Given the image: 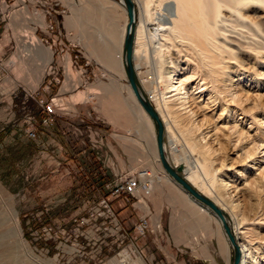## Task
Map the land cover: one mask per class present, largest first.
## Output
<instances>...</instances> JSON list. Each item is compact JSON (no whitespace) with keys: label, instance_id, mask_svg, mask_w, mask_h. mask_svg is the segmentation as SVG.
Listing matches in <instances>:
<instances>
[{"label":"rangeland","instance_id":"374dc122","mask_svg":"<svg viewBox=\"0 0 264 264\" xmlns=\"http://www.w3.org/2000/svg\"><path fill=\"white\" fill-rule=\"evenodd\" d=\"M60 1L0 0V264H122L126 260L128 264H145L140 257L148 259V250L155 255L156 259L153 263L226 264L228 262L231 264L232 248L230 245L226 246L222 231L210 216L212 213L200 212L172 181L163 180L162 184L158 185L159 190L155 191L156 195L153 196L152 201L144 203V206L150 205L153 218L150 217L149 212L147 213L149 216L144 214L142 205L133 198H121L111 203L117 219L131 238L137 239L136 226L140 222V216L143 215L147 219H152L151 226L155 228L160 218L163 228L160 234L154 235L151 232L150 237L141 239L142 244L137 245V240H133L132 243L130 239L122 254L117 255L118 250L111 249V239L106 240L109 246L104 247L100 245L102 239L85 234L84 227L76 226L79 219L89 216L91 207L102 196V191L95 188L97 183L95 173L90 171V176H86L85 179L79 169L80 160L86 153L81 157V151L75 143L80 141L79 128L85 127V122L89 124L93 122L100 127L104 141L111 142L113 151L136 158L138 165L135 168L123 169L113 176L116 179L131 176L139 170L151 171L153 182L154 173L159 177L165 175L156 161L152 124L139 112L127 89L128 82L122 70L120 48V33L125 15L119 6L112 2L118 0ZM133 1L137 10L138 2L141 3V0ZM142 1L150 8L153 18L154 15L156 18L158 14L164 12L163 8L168 2V0ZM90 4L99 5L98 7H102L101 9H104L108 15L111 14L112 18L108 16L107 20H102L101 15L98 25H92L91 30H87L85 27L87 25L84 24L87 11L91 9ZM54 10L61 15L59 13L54 15ZM91 11L94 12L92 9ZM138 13L137 11L136 20L140 16L143 18L142 11L140 16ZM65 19L73 24V29L66 27ZM39 20L45 23L46 27L38 26ZM55 20L56 35L58 37L60 35L59 38L63 43L73 51L72 56L78 57V69L82 71L80 73L81 71L70 65L68 61L67 71L70 74L57 76L56 79L59 80L57 83L52 76L47 78V68L38 66L36 59L34 63L30 58L20 56L24 48L23 42L33 35L40 42L42 41L45 47L52 44L55 34L48 26ZM115 23L116 26L114 25L113 28ZM148 27L153 31L157 27L156 21H152ZM112 28L117 29L115 36H112ZM88 36L93 37L95 44L110 46L113 65L110 60L97 61L86 50ZM72 40H76L77 43H72L76 47L69 45ZM186 42L184 38L174 40L173 45L162 54V57L166 59L167 56L175 57L174 53H184L188 49ZM177 48L180 52L176 50ZM40 53L48 54L43 48H40ZM106 59L109 57L107 56ZM145 70L144 66L139 69L140 72ZM259 71L264 74V68ZM233 78V87L244 95L248 92V95H253L259 90V86H254L251 81L252 76L247 72H241V75ZM84 80L85 82L82 83ZM43 85L50 86V89L43 91ZM58 98L61 100L56 103L62 105L58 112L60 115L46 117L40 106V100H44V104H49L55 103ZM116 100L119 101V105ZM126 104L128 107L125 106ZM223 106L220 102L211 107L210 113L207 112L212 115L211 118L207 114L211 118H207L210 129L214 126L220 127L221 123L216 118ZM204 112H198L200 114L197 113L198 117L202 118ZM237 114L234 122L237 121L240 130L243 129V132L248 133L249 139L243 138L239 141L233 137L223 139L224 134L218 131L219 141H209L213 151L211 158L208 157L206 160L197 148H191L190 153L188 151L187 154L192 153L198 162L199 169L194 168L191 172L202 188L210 192L213 197L216 196L227 211L230 208L229 203L232 202L236 205L235 209L241 212L238 213L236 210L228 212L230 224L236 227L238 232L241 231L240 224L252 228L248 238L252 241L259 238L261 241L255 240L259 243L264 242V227L259 224L252 227L247 222L256 214H260L258 206L259 203H264V191H255L254 195L248 193L249 191L239 193L244 178L239 177L237 173L241 172L249 180L255 176L254 171H242V159L247 150L251 149L249 147L254 140L264 141V126L257 122V120L264 121V111L258 112L256 121L253 122L247 117L239 120L240 112ZM44 119H48L47 126L42 125ZM68 120L73 126L72 131L65 126L62 127V123ZM230 121L232 122L233 119ZM31 123L37 130V137L34 140L28 139L26 134L32 128ZM36 123L39 125L37 126ZM177 139L182 149L173 153L168 145L169 140L167 137L164 138L167 154L171 160L172 158L182 160L187 155L183 153L187 151V141L181 134H178ZM199 163L204 166V170L200 168ZM228 167L232 169L228 170ZM100 169L104 170L101 163ZM224 174L226 182L230 179L234 187L238 186L237 189L228 188L226 195L224 192L221 193L217 181V178ZM249 194L253 197L251 198ZM128 210L132 213L128 215L130 222L128 220L122 222L120 214H126ZM239 216L244 217L242 219ZM132 219L136 222L133 223ZM78 230L83 236L79 235ZM156 238L162 240L160 242L162 245L166 244L168 239L170 244L168 252L175 255V260L166 259L165 251H161L163 248L155 244ZM240 241L243 242V239L241 238ZM150 246L153 248L151 249Z\"/></svg>","mask_w":264,"mask_h":264},{"label":"bare ground","instance_id":"6f19581e","mask_svg":"<svg viewBox=\"0 0 264 264\" xmlns=\"http://www.w3.org/2000/svg\"><path fill=\"white\" fill-rule=\"evenodd\" d=\"M112 2L118 5L125 15V22L120 33V48L122 50L125 26L127 23L126 10L121 1L118 0L119 3ZM149 2H151V0H149ZM133 4L135 5L134 1ZM98 6L90 4V8L94 10V12H92L91 9L87 11V18L85 17L86 23L84 24L87 25L85 26L87 30H91L92 25H98L101 15L102 20H107L108 16L111 17V14L108 15L104 9H101L102 7ZM138 7L136 14L137 11L139 12L138 15L141 14L142 11L141 15H143V18H140L141 16L139 15L140 17H137L138 19L136 20L134 66L136 68L142 95L145 100L152 105L163 124V146L166 158L196 190L210 199L222 210L240 250L239 264H264V256L262 257L264 253V242H256L259 240L258 237V239H255L256 241L254 240L255 242L248 238V234H251L250 231L253 229L247 228L246 226V228L243 227L240 221V232H238L236 227L230 224L228 214L231 213L232 210H236V205L232 202L229 203L231 209L229 208L227 211L216 196L213 197L210 192L202 188L197 182L196 176L191 172L194 168L199 169V166H197L198 162H196L192 153L187 154L188 151L190 153L191 148H197L200 155L204 156L206 160L208 157L211 158L213 151L210 148L209 141H219L217 138L218 131L224 134L223 139H230L231 137L237 138L236 140L238 141L243 138L249 139L248 133L243 132V129L240 130L237 121L234 122V117L240 112V116L243 115V117L239 116V120H243L247 117L253 122L256 121L255 119L258 112L260 113L261 110L264 111V74L259 71L264 68V0H168L164 6L165 8H163L164 12L158 14L156 18L155 15L153 18L152 13H150V8L144 1L141 0V3L138 2ZM92 19H94V21ZM152 21H156L157 27L153 29V31H150L148 26ZM37 23L40 27L45 26V23L40 20L37 21ZM114 25L116 26V23L113 24V28ZM113 28L112 36H115L117 29L115 28L116 30H113ZM183 38L187 41L186 47L188 49L183 53L177 48L176 50L180 53H174V55H176L175 57L167 56L166 59H164L162 54L169 50L173 45L172 42L174 40H183ZM86 39V50L94 56L97 61H101V59L103 62H105V60L106 62H108L107 60L112 61V50L109 45L100 46L99 44H95L92 36H88ZM56 44L57 41L55 40L54 47H52V44L48 45L53 49L45 46L43 47L40 41L33 35L29 38V46H27L28 58L34 63V59L36 58L37 65L47 68L48 73L49 62L53 59L55 60V48L58 49V45ZM40 48L50 51L51 56H49V54L46 55V53L42 55L40 53ZM148 50L150 51V55ZM20 56L26 58V55ZM100 56L101 58H99ZM107 56L109 59H106ZM68 61L70 65H74V61L69 57L65 58V61H63L64 63L60 62L62 67L65 66L66 74L69 73L67 71ZM121 64L123 68V58ZM141 66L146 68L144 72H140L141 70L139 71ZM241 72L249 73L252 76L251 81L254 86H259V90L257 89L258 91H256L255 94L248 95V92L244 95L240 91H236L233 87V77H238L241 75ZM127 89L139 112L147 120H150V124H152L151 129L154 130L153 136L156 161L161 171H164L158 157L156 131L153 121L144 112L134 97L129 84L127 85ZM204 97L207 98L204 99ZM220 102L221 106H224L221 108V112L216 119L221 125L220 127L214 126L213 129H210L207 121V118L210 117H208L207 114L210 113V109ZM125 106H127V104ZM198 112H204L202 118L198 117V115H200ZM59 115L58 113L56 114V116ZM209 115L212 118V115ZM127 117L130 119L129 116ZM232 119L233 121L231 122L230 120ZM257 122L264 126V121L257 120ZM178 134H181L184 140L187 141V151L183 148L186 151H183V153L187 155H185L186 157L182 160L176 158H172L171 160L167 154V146L164 143V138L167 137L170 150L176 153L182 149L177 143ZM251 139L253 138L251 137ZM249 148L251 149L247 148L248 150L245 157L242 159V171H254L255 176L249 180L246 179V176L244 174L242 175L241 172L237 173L239 177L244 178V182L241 184L239 183L241 185L239 193H241V191H243V193L249 191L248 193L254 195L255 191H264V141L255 142L254 140V143L252 142V146ZM191 152L194 151L191 150ZM258 154L260 156H257ZM199 164L200 168L204 170V166L201 163ZM228 168V170L232 169V167ZM217 171L218 170H216V172ZM138 172L142 174L145 172L151 177V171L149 172V170H139ZM137 173H133V175ZM141 176H139V178ZM165 178L168 181H172L186 199L196 206L200 212L209 214L210 211H208L206 207L192 199L166 172ZM213 178L215 179V177H212V179ZM224 178H226L225 174L224 176L220 175L217 181L222 190L221 193L224 192V195H226L228 188L237 189L238 186L234 187L233 182L231 184L229 178L227 182ZM149 181L151 182L149 184L152 188L150 191L151 194L154 182L152 179ZM252 194H249L251 198L253 197ZM262 203L263 202L259 203L260 205L258 206L260 214H256L252 219H248L249 217L247 218L249 220L247 222L248 225H252L253 227V225L259 224L264 227V203ZM143 206L144 205H142V207ZM237 211L238 210H236V212ZM239 212L240 211H238V213ZM254 214L255 213H253V215ZM210 216L222 231L225 244L229 247L230 243L224 234L219 220L213 214ZM254 236L255 235L251 237ZM241 238L243 242L240 241ZM230 247L232 248L231 245ZM140 259L145 262L143 258L140 257ZM126 261L123 264H128ZM226 264H228V262H226Z\"/></svg>","mask_w":264,"mask_h":264},{"label":"built area","instance_id":"2783aa9c","mask_svg":"<svg viewBox=\"0 0 264 264\" xmlns=\"http://www.w3.org/2000/svg\"><path fill=\"white\" fill-rule=\"evenodd\" d=\"M54 15H57L59 12L54 10L53 11ZM60 14V13H59ZM55 24V25H54ZM57 22L55 20L54 23H51L48 27H50L51 32L55 34V39L52 40V47H54V41H58V49H55L56 55L55 58L58 59H53L51 62H49V68H48V73H47V78L48 76H52L54 78V81L57 83L59 80L56 79L57 76L60 74L62 75H67L66 74V69L65 66L62 67L61 64L59 66L58 62L64 63L66 57L71 58V60H74V64H78V57L77 56H72V50L69 49L64 43L63 40L60 39V35H56V30H57ZM62 40V41H61ZM43 47L45 46L43 42H40ZM24 48L21 51L20 55H26L28 57V48L29 46V39L26 38V40L23 42ZM51 45V44H50ZM70 45V44H69ZM62 46V47H61ZM49 47V46H48ZM50 49H53L49 47ZM36 59V58H35ZM37 60V59H36ZM59 73V74H58ZM82 73V72H80ZM82 81V83H84ZM50 83V82H49ZM42 84H44L42 82ZM51 84V83H50ZM53 84L51 85V87ZM46 88V89H45ZM50 89V86H45L43 85L42 90ZM57 99L55 103H49V104H44V100H40V106L43 109V113L46 117L50 118L52 116H56V114L61 110L62 106L58 102ZM55 105V106H54ZM59 106V108H58ZM32 124V123H31ZM38 126L39 124L36 123ZM42 125L47 126L48 125V119L42 120ZM32 128L27 131V137L28 139L34 140L36 139L37 135V130L34 129V125H31ZM80 172L85 176H90L89 173L90 171L95 173V178L97 180L95 188L99 189L102 191V196L101 198H98L97 202L93 204L91 207L89 216L85 218H81L77 221L76 226L81 228L84 227V233L85 234H91L95 236L97 239H102L100 245H103L104 247H108V242H106L107 239H111V249L115 248L117 251V255L124 253L125 249L127 248V243L132 239L137 240V245L141 243L142 240L146 239L147 235H150L151 232L154 233V235L160 234L162 232L161 228H159L156 225L155 227L151 226V222L149 219L146 218V216H140V222L137 223L136 226V233L138 235L135 236L137 239L134 237L131 238L129 235L128 231L123 228V225L121 222L117 219L115 212L112 209L111 203L115 200L118 199H123L126 197L133 198L136 202L139 203V205H144L146 200H148L150 191H151V186L149 183H151L149 180L152 179L149 177V174L147 173H141L138 172L135 175L131 176H126L121 179H116L115 177L109 179L107 176H105L102 173V170L100 169V161L97 158L93 157H84L82 160H80ZM142 175V176H141ZM139 176H141L139 178ZM143 213L146 214V208H143ZM147 215V214H146ZM148 216V215H147ZM80 230H78L79 232ZM80 236H83L82 232H79ZM142 239V240H141ZM142 244V243H141ZM108 249V250H111ZM101 250V248H100ZM146 256V255H145ZM143 258V257H142ZM146 257H144L145 259ZM147 260V258H146ZM123 264V263H122ZM164 264V263H160Z\"/></svg>","mask_w":264,"mask_h":264},{"label":"water","instance_id":"95a60500","mask_svg":"<svg viewBox=\"0 0 264 264\" xmlns=\"http://www.w3.org/2000/svg\"><path fill=\"white\" fill-rule=\"evenodd\" d=\"M123 4L126 10L127 23L125 26V34L123 38L122 58H123V70L126 80L131 88V91L144 110L148 117L153 121L156 131V146L158 157L164 171L170 176L174 182L182 188L192 199L197 203L203 205L210 211L220 222L225 236L233 249V259L231 264L240 263V250L235 241V238L231 232L230 226L224 216L222 210L216 206L210 199L196 190L186 179L180 174V172L174 168L167 160L165 150L163 146V124L152 107L142 95L139 85L136 68L134 66V39H135V26H136V9L132 0H119Z\"/></svg>","mask_w":264,"mask_h":264},{"label":"crops","instance_id":"0c3cea01","mask_svg":"<svg viewBox=\"0 0 264 264\" xmlns=\"http://www.w3.org/2000/svg\"><path fill=\"white\" fill-rule=\"evenodd\" d=\"M68 20H69V18H68ZM65 24H66V27L68 29H73V26H72L73 24L68 23L66 19H65ZM63 26H64V23H63ZM72 43H77L76 40H72V42H69L70 46L76 47V45L72 44ZM55 49H57V48H55ZM47 52H48L49 56H51V52L50 51H47ZM55 53H56V51H55ZM55 59H58V58H55ZM72 61H74V60H72ZM109 62H111L112 65L114 63L113 60L109 61ZM58 63L60 65V62H58ZM67 67H68V65H67ZM74 67L78 69V65L74 64ZM78 70L81 71L80 68ZM85 123H86L85 127L79 128L78 133H80L79 135L81 138L79 139L80 141L78 143H75V145L77 144V146L79 147V150L81 151V157H83V154L86 153L85 156L88 157V159H89V157H93V158L95 157L100 161V163L102 164V167L104 169V170H102V173L105 176H107V178L109 177V179H111L116 174H119L120 172H122L123 169H125V168L129 169L131 167L135 168L138 165L136 158L131 157V155H129V156H127L126 154L120 155V153L118 151L117 152H116V150L113 151L111 149V147H112L111 142L109 143L108 141H104V137L101 133L102 130L100 129L99 126H96L95 124H93V122H92V124H89V122H85ZM63 126L67 127L70 131H72L71 128L73 126H71V122H69V120L66 122H63L62 127ZM133 165H134V167H133ZM132 170L136 171V169H132ZM130 172H132V171H130ZM161 173H159L160 176H161ZM154 174H155L154 176H155L156 180L154 181V184H153L152 193L148 196V200H146V201H152L153 196L156 195L155 191L157 189L159 190L158 185L162 184L161 182L163 180L168 181L165 178V176L159 177L156 173H154ZM163 174L165 175V172H163ZM149 206L150 205L148 204V207L143 206V208H146V214L149 212L151 214L150 217L153 218L154 215L152 213V210H150L151 208H149ZM153 211H154V208H153ZM129 214H132L131 211L129 212V210L126 214H120L121 221L122 220H124V221L128 220ZM124 221H122V222H124ZM128 221L130 222V220H128ZM132 221H133V219H132ZM149 221L152 222V219L150 218ZM135 222L136 221H133V223H135ZM156 224H158L157 226L159 228H161V230H163L162 224L160 222V218L158 219ZM148 237H150V235L146 236V238H148ZM154 241L158 247L163 248V249H161V251H165L164 253H165V257L167 260L168 259L175 260V255L171 254V252H168V248L170 246L168 239L166 240V244L164 243L163 245L160 243L162 240H159L156 238V239H154ZM150 247H151V249L153 248L152 246H150ZM148 253H149L148 259L147 260L144 259L145 264H160L159 262L153 263L154 259H156V258H155V255L152 251L148 250Z\"/></svg>","mask_w":264,"mask_h":264}]
</instances>
